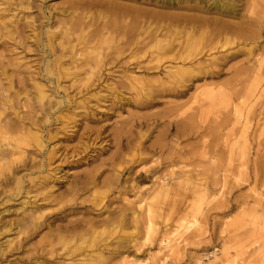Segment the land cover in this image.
<instances>
[{"label":"rangeland","instance_id":"1","mask_svg":"<svg viewBox=\"0 0 264 264\" xmlns=\"http://www.w3.org/2000/svg\"><path fill=\"white\" fill-rule=\"evenodd\" d=\"M74 1L45 0V17L57 11L51 8H67ZM186 1L165 10L221 21L226 18L220 9L227 3L238 15H248L252 9L250 0ZM255 5L254 16L264 17V0H256ZM36 6L32 3L28 10L20 11L19 0L0 3V22L20 15L33 19L29 28L23 21L18 22L11 36L7 31L10 27L0 25V70L11 73L15 80H26L28 89V77L33 73L51 101L64 102L49 121L42 120L47 131L43 133V150L30 149L36 161L43 157L41 153L51 148L57 150L49 167L43 168L44 174L54 178L52 193L43 201L37 193L41 190L36 191L38 184L29 183L28 177L24 184L31 189L32 199L44 204L50 223L49 227L35 232L24 229L21 235L20 229L3 232L2 222L20 219V211L14 210L23 199L19 197L8 204L1 197L0 212L7 211L0 222V243L13 240V251L3 257L0 254V264H48L46 261L87 264L90 260L93 264H121L124 256L133 264H264V257L259 260L256 254L264 252V228L259 212H264V95L257 101L249 97L254 76L246 77L243 71L256 64V58H264V28L254 43L236 38L228 50L240 52L227 61L221 58L227 49L220 48L221 37L208 34L200 38V52L184 65L200 62L209 74L201 72L184 83L186 87L173 90L167 85L168 76L163 67L181 64V49L177 46L156 64L148 62L154 51L150 43L137 54L130 53L133 44L121 47L114 46L112 41L103 43L101 57L105 60L97 68L98 73L87 74L85 55L77 54L99 40V32H92L100 28V22L95 21L83 40H77L79 32L75 31L62 40L63 50L54 45L57 55L63 52L64 67L74 58L79 61L73 64L77 68L72 75L51 77V83L41 77L47 55L41 50V43L33 45L32 38L25 40V36L36 33L44 38L46 28L59 18L54 15L52 22L47 21ZM142 7L160 9L147 1ZM178 31L182 32L180 43L186 41L188 28L181 26ZM172 35V38L177 36ZM147 41L149 38L144 42ZM216 41H219L216 49L209 50ZM116 47L122 48V55L111 59ZM212 57L219 59L211 60ZM156 66L160 68L154 69ZM38 70L40 74L36 75ZM211 70L215 72L211 74ZM262 78L264 87L263 75ZM236 80L241 99L235 102L246 100L242 107L248 113L246 120L234 125L223 105L203 100L200 90L204 85L236 84ZM47 134L55 137L49 138ZM233 142L237 144L234 150ZM120 172L123 179L116 183ZM94 173V186L86 192L73 191L70 183L74 179L82 181L85 175ZM169 174L173 184L168 191L154 197L152 192L159 190L161 181ZM184 177L190 181L177 183L176 179ZM53 197L56 201H51ZM141 199L145 202L142 213L147 206L151 208V220L157 230L150 239L145 231L144 214L140 231L132 219V211ZM57 213L63 219L53 221L50 217ZM122 215L125 222L120 225L117 220ZM192 216L199 221L196 227L189 230L186 225L178 227L181 219L192 221ZM76 220L90 222L76 231L82 239L60 237L66 234V223ZM93 232H98V237L96 244L91 245ZM163 236L172 239L167 249L158 246ZM132 239L138 247H131ZM117 244L126 247L117 249ZM210 252L211 257H207Z\"/></svg>","mask_w":264,"mask_h":264},{"label":"bare ground","instance_id":"2","mask_svg":"<svg viewBox=\"0 0 264 264\" xmlns=\"http://www.w3.org/2000/svg\"><path fill=\"white\" fill-rule=\"evenodd\" d=\"M44 1L45 0H19V7L21 8L20 11L28 10L32 3H36V7L41 11V15H43L47 21L52 22L51 20L55 16L59 18L53 25L46 28L44 31V38H39V34L33 33L32 31V37L29 34L25 36V40L32 38L33 45L41 43V50L47 54L42 69L43 76L41 75V77L46 78L48 81L51 80V83V77L59 79L62 78V76L72 75V71L77 68V66L74 67L73 64L79 61L77 58H74L69 65L64 67L61 63L63 52L60 51L57 55L55 48L57 47L63 50L62 40L75 31L79 32L76 35L77 40H83L90 32L88 29L91 24L95 21L100 22V28L92 32H99V40L91 47L87 46L77 54L79 57L85 55V64L88 66L87 74L91 76L95 72L98 73V71H96L97 68H99V65L105 60L101 57L103 43L109 44V42L112 41L114 46L122 45L121 47H123V45L133 44V50L130 52L132 54H137V52L141 53L140 48H144L150 43L154 51H151L148 62H155L156 64L162 61L163 55L172 53L177 46L181 49L180 55L177 53L180 56L179 59H181V64L163 67V70L166 69L168 76L167 85L172 87L173 90L186 87L183 84L189 82L191 78L201 74V72H208L209 74L207 67L201 66L200 62L192 63L190 66L184 65V62L193 60L200 52V50L198 51L200 38H206L208 34V36L212 37H221L223 42L220 48L227 47L221 58L223 61H227L240 52L239 49L233 51L228 50L236 38L254 43L259 39L261 35L260 31L264 28V21H261L264 20V17L258 18L254 16L255 13L253 10L256 7V0H250V7L252 9L248 15H238V13H235V10L231 8L230 4L227 3L223 9H220V11H222L220 14H223V17L226 18L221 21L218 19L208 20L204 17L183 15L165 10L174 5H178L180 2H187L186 0H76L71 2L67 8H51L50 10L53 9L57 11H55V13L50 12L47 17H45L43 7ZM144 1L160 9L152 10L143 8L142 3H144ZM5 2H7V0H0L2 4ZM196 3H194V5H196ZM215 6H220V4L215 3ZM3 9L4 8H2V10ZM235 19H237V21H231ZM20 21H23L27 27L32 26L33 23L32 17L20 15L18 18L13 17L12 19H8L7 22H0V25L1 27L8 25L10 28L7 31L11 36L13 30H15L14 26H18V22ZM181 26L183 28H188L185 34L186 41L182 43L179 41V35L182 32L178 31V27ZM172 34L177 36L172 38ZM147 38H149V41L144 42ZM218 43L219 41L213 42L209 50L216 49ZM121 47H116L114 49V55L110 56L111 59H113L114 56L119 57V55H122ZM112 48L114 47L112 46ZM153 53L156 55L152 56ZM250 55V52H248V56ZM217 59L219 58H211V60ZM263 59V57L256 58V64L243 69L246 77L254 76V82L250 85L251 87L249 89L251 92L249 93V97L256 101L264 95V87L261 81V79H263L262 75L264 76ZM109 60L110 58L107 61ZM158 67L159 66H156L154 69ZM239 71L241 70H238V72ZM214 72L215 71L211 70V74ZM32 74L33 73L28 77L30 82V88L28 89V86L25 85L26 80L24 81L21 78L15 80L11 73L6 74L4 69L0 70V199L3 197V200H5L4 203L8 204L15 201L16 198L20 197L23 199L18 204L19 207L14 210L15 212L20 211V219L16 221L5 220V222H2L3 213L7 211L4 210L2 211L3 213L0 212V222L3 223V232L20 229V235L22 233L21 231L24 229H31L35 232L39 229L49 227L50 222H47L49 218L45 215L46 208L44 204H37L36 201L32 199L31 189L25 188L24 184L27 177L29 183H34V185L38 184L36 191L41 190L37 193L42 196L41 200L43 201H46V199L49 198V193H52L54 178L49 173L44 174L43 172L45 170H43V168L49 167L56 157L57 150L51 148L45 154H43L44 152L41 153L43 157L39 161H36V158L33 156L34 151L30 149L34 148L39 152L43 150L45 146L43 133L47 131L43 129L45 125L42 120L46 122L49 121L52 116L60 110V106L64 103L62 99L56 100L55 102L51 101L44 86L37 81ZM39 74L40 71L38 70L36 75ZM2 75L3 77L1 78ZM3 81H5V84H3ZM237 84H239L238 80H236V84L223 83L218 87L210 84L204 85L200 90V96L203 100L210 104L220 103L223 105L228 118L233 121L234 125L238 124L241 120H246L248 113H245L242 107L243 102L245 103L246 100L239 103L235 102V100L238 99L239 101V99H241L238 96L240 92L236 88ZM170 89L171 88H168V90ZM253 91L255 93H253ZM177 94L181 95V92L177 91ZM231 132H233V130H231ZM47 135L49 138L55 137V135ZM236 147V142H233L231 144V149L234 150ZM34 174H37V176L32 177ZM96 174L85 175L82 181H80L79 178L74 179V181L70 183L71 187H74L73 191L75 193L79 191H88L90 187L95 185ZM123 176V172H120L114 182L117 183L119 180H122ZM169 176H167L169 178L166 177V179L161 181L158 188L159 190L152 192L154 197H158L161 192L169 190L174 181L173 178H171V174H169ZM176 181L177 183H188L190 179L184 177L182 179H176ZM49 184L51 185L48 186ZM7 186L13 187L11 190L7 189V191L4 189ZM47 189H49L48 192H46ZM55 199L56 198L53 197L51 201H56ZM143 205H145V202L144 199H141L137 209L132 211V219L136 228L140 231L143 225L142 216L144 214L146 217L144 223L145 231L147 232V239H150L157 234V230L151 220L153 215L151 208L147 206L142 213ZM259 212L261 215L262 227L264 228V212L262 210ZM60 215L61 213H57L50 218L53 221L62 220L63 218L60 217ZM117 221L122 225L125 222L124 215ZM85 223L90 224V222H84L82 220L67 222L65 225L66 234L60 237L67 235L66 237L70 239H82L83 236H79V233H76V231L82 228ZM198 224L199 221L192 216V221L181 219L178 227L186 225V230H189L196 227ZM17 235L15 240L19 239ZM97 237L98 232H93L90 238L91 245L96 244ZM12 242L13 240L6 239L0 243L1 257L13 251L11 250ZM171 242V237L163 236L159 240L158 246H160L161 249H167L171 246ZM130 243L131 247L134 248L139 245L137 241L133 239L130 240ZM19 244H22L21 240ZM102 246L107 247V244L103 243ZM124 247H126L124 244L116 245L117 249ZM210 254L212 255V252L208 253L207 257H211ZM256 254L259 260L264 257V252L260 253L257 251ZM28 259H30V257H28ZM196 261L200 262V258H197ZM46 262L48 264H54L49 261ZM87 264H93V262L90 260ZM121 264L133 263L124 256L121 260Z\"/></svg>","mask_w":264,"mask_h":264}]
</instances>
